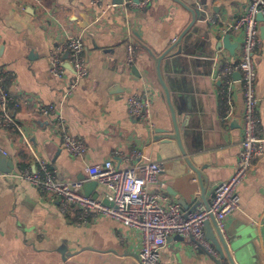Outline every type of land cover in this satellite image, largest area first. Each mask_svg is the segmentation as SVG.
Returning <instances> with one entry per match:
<instances>
[{
	"label": "crops",
	"instance_id": "0c3cea01",
	"mask_svg": "<svg viewBox=\"0 0 264 264\" xmlns=\"http://www.w3.org/2000/svg\"><path fill=\"white\" fill-rule=\"evenodd\" d=\"M92 1L0 0V70L21 101L12 110L21 128L0 126V150L14 161L9 172L34 170L37 157H43L60 178L88 181V165L107 159L132 165L137 158L117 152L139 150L145 159L163 161L152 189L168 203H179L186 211L204 198L197 209L206 207L215 186L233 175L241 155L242 84H234L230 106L218 72L240 59L244 32L227 28L246 12L249 0H154L144 10L127 8L123 0H104L114 3L105 14ZM195 9L204 12L199 17ZM126 21L137 41L132 66L126 62ZM262 26L264 21L255 58L258 136L264 138ZM228 33L232 51L221 45ZM77 36L84 43L88 75L66 97L73 78L71 54L62 51L67 67L63 77L51 73L50 58ZM134 93L152 98L154 133L130 114L128 98ZM51 104L57 112L43 114L41 108ZM58 113L68 132L85 140L84 155H72L62 146ZM173 118L185 152L169 137ZM96 191L105 198L104 187ZM238 192L240 208L227 221L231 247L239 248L232 250L233 256L237 264L243 259L245 264H264V152L253 160ZM78 214L75 208L62 211L56 196L14 173L0 176V264H138V229L93 215L80 223ZM161 260L215 264L188 237L178 235L163 247Z\"/></svg>",
	"mask_w": 264,
	"mask_h": 264
},
{
	"label": "built area",
	"instance_id": "2783aa9c",
	"mask_svg": "<svg viewBox=\"0 0 264 264\" xmlns=\"http://www.w3.org/2000/svg\"><path fill=\"white\" fill-rule=\"evenodd\" d=\"M154 0H123L127 8L144 10ZM96 6L107 13L114 3L104 0H93ZM264 15V0H249L244 14L236 21L231 22L227 29L243 30L244 40L240 59L218 72V77L224 81L223 94L231 106L234 84L240 81L245 96L244 136L241 141V155L233 175L215 186L214 196L210 207L193 210L186 217L179 203H168L166 197L153 190L162 171L163 161L145 159L139 150L128 155H117L134 158L135 163L128 166L116 165L113 159L102 163L88 165L86 171L89 180H96L99 186L106 189L105 198L86 195L84 192L85 179H62L58 176L49 161L37 157L38 166L34 170L20 169L14 175L56 196L60 208L64 212L71 209L78 211V221L88 223L91 215L111 217L123 224L138 229L141 233V250L138 264H162L161 253L163 247L173 235L189 237L192 235L196 248L205 247L213 254H217L212 243L206 237L205 222L211 217L217 221L223 235L227 238L228 217L240 208L241 198L238 188L245 180L252 166L253 160L264 152V138L258 136L260 118L257 114L259 97L257 95V62L255 52L261 44V21L258 14ZM126 62L129 66L137 63V41L134 29L126 21ZM68 50L71 54L73 78L67 86L65 96L69 97L88 75V67L84 56L82 39L72 37L62 46H59L50 58V71L56 77H63L67 71L62 51ZM241 73L237 79L234 74ZM21 101L16 99L5 80L4 72L0 70V126L3 128H18L20 124L15 119L12 110L19 107ZM153 100L148 93L142 95L134 93L128 98L130 114L148 124L151 131H155L152 114ZM45 115L57 112V107L51 104L41 108ZM60 130L63 134L62 146L72 155L82 156L87 151L84 139L71 134L65 125L61 113L57 114ZM154 133V132H153ZM10 172L0 171V176L8 177ZM105 199L108 203H105ZM264 225V220H263Z\"/></svg>",
	"mask_w": 264,
	"mask_h": 264
},
{
	"label": "water",
	"instance_id": "95a60500",
	"mask_svg": "<svg viewBox=\"0 0 264 264\" xmlns=\"http://www.w3.org/2000/svg\"><path fill=\"white\" fill-rule=\"evenodd\" d=\"M189 9H190V11H192V8L189 7ZM194 11H195V15L199 16V17L202 15V12H204V11H201L200 9H195ZM258 19L260 21H264L263 13L258 14ZM261 30L264 31V26L261 27ZM230 40H231V34L228 33L223 38L221 45L223 44L226 48H228L230 51H232L233 47L231 46ZM71 67L73 68L72 65H71ZM135 68L137 69V67H135ZM234 76L237 79H240L241 73L236 72L234 74ZM173 126H174V129H173L174 131L172 133H170L169 137L178 140V143L180 144L182 151L185 152L183 147H182V144H181L179 127L176 123L175 118H173ZM164 131H166V130H164ZM0 168L5 172H9L14 168V161L8 157L7 153H5L1 150H0ZM98 186H99V184L96 180L85 181L84 186H83L85 194L86 195H92L93 197H99V193H98V191H96ZM203 199L204 198L198 199L196 201V203H194V205H192L189 209H187L186 211L183 210L184 215L187 217L190 212H192L193 210H196L200 206ZM105 203H108L107 199H105ZM206 205H207L206 206L207 208L210 207V204L209 203L207 204V202H206ZM212 225L215 226V230H214ZM205 230H206V237H207V239H209L211 241L212 246H213L214 250L217 252V254H213L212 252H210L207 248H205L203 246L199 248L201 253L208 255L214 261L215 264H237L235 257L233 256L232 250L238 251L239 248L235 246L232 249L231 244L234 245V243L233 242L231 243L230 240H228L229 236H227V238H226L223 235V233L221 232L220 228L218 227L217 221L214 217H211L209 220H207L205 222ZM178 236L181 240L185 239V237L182 235H178ZM188 238L190 241H195V239L192 235H190ZM239 257H240V254H239ZM242 259H243V257H242ZM241 264H245L244 259L241 261Z\"/></svg>",
	"mask_w": 264,
	"mask_h": 264
}]
</instances>
